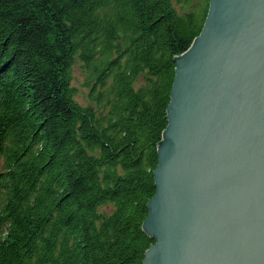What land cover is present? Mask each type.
Returning a JSON list of instances; mask_svg holds the SVG:
<instances>
[{"label":"trees","instance_id":"1","mask_svg":"<svg viewBox=\"0 0 264 264\" xmlns=\"http://www.w3.org/2000/svg\"><path fill=\"white\" fill-rule=\"evenodd\" d=\"M210 1L0 0V264H143L176 59Z\"/></svg>","mask_w":264,"mask_h":264},{"label":"water","instance_id":"2","mask_svg":"<svg viewBox=\"0 0 264 264\" xmlns=\"http://www.w3.org/2000/svg\"><path fill=\"white\" fill-rule=\"evenodd\" d=\"M143 264H264V0H211L176 59Z\"/></svg>","mask_w":264,"mask_h":264},{"label":"rangeland","instance_id":"3","mask_svg":"<svg viewBox=\"0 0 264 264\" xmlns=\"http://www.w3.org/2000/svg\"><path fill=\"white\" fill-rule=\"evenodd\" d=\"M74 75L75 77H77V79L73 80V84L81 88V75L77 68L74 70ZM78 99L82 101V98L80 96H78Z\"/></svg>","mask_w":264,"mask_h":264}]
</instances>
